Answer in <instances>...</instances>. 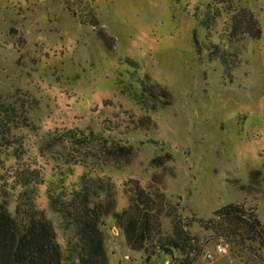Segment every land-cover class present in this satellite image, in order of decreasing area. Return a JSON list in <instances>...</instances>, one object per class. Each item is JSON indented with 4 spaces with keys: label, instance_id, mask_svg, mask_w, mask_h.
Listing matches in <instances>:
<instances>
[{
    "label": "rangeland",
    "instance_id": "374dc122",
    "mask_svg": "<svg viewBox=\"0 0 264 264\" xmlns=\"http://www.w3.org/2000/svg\"><path fill=\"white\" fill-rule=\"evenodd\" d=\"M225 1L0 0V113L18 126L15 144L0 142V177L41 155L36 200L63 247L78 239L66 219L72 185L95 168L115 183L120 208L126 181L158 188L161 234L189 231L200 247L193 264H264L257 244L225 243L204 223L236 202L264 224V190L241 188L254 170L264 176V0ZM241 8L259 38H227ZM207 13L218 18L205 26ZM100 229L108 264L182 257L131 249L112 217Z\"/></svg>",
    "mask_w": 264,
    "mask_h": 264
},
{
    "label": "trees",
    "instance_id": "16d2710c",
    "mask_svg": "<svg viewBox=\"0 0 264 264\" xmlns=\"http://www.w3.org/2000/svg\"><path fill=\"white\" fill-rule=\"evenodd\" d=\"M226 3L230 5L233 1ZM211 10L209 8L208 12ZM238 12L225 22L227 38L230 41L240 36L259 38L261 29L253 13L246 8ZM207 14L202 18L205 26L210 24V20L218 18L217 13L212 16ZM140 121L143 122L144 118ZM17 127L11 115L1 112L0 142L15 144L13 131ZM81 136L88 138L83 133ZM46 169L47 164L41 155L32 154L28 160L0 177V264H108L100 229L104 217H112L116 227L125 234L129 247L145 251L147 258L161 252H178L182 257L175 258L176 264L194 263L200 247L189 231L175 227L172 235L161 234L160 219L165 203L158 188L150 187L148 190L136 180L126 181L129 203L120 208L115 183L95 168L80 176L72 185L71 198L76 210L66 213V219L74 226L78 239L63 247L54 223L46 217L36 200L38 186L46 182ZM263 183V173L254 170L251 185L241 188L248 193L259 192L264 190ZM18 188L21 191L15 195ZM12 200L15 202L13 209L10 207ZM204 223L208 228L216 229L225 243L250 249L257 244L264 250V224L256 212L242 203L225 205L215 212L214 218Z\"/></svg>",
    "mask_w": 264,
    "mask_h": 264
},
{
    "label": "built area",
    "instance_id": "2783aa9c",
    "mask_svg": "<svg viewBox=\"0 0 264 264\" xmlns=\"http://www.w3.org/2000/svg\"><path fill=\"white\" fill-rule=\"evenodd\" d=\"M226 250V247L223 244L218 245V251L219 252H224Z\"/></svg>",
    "mask_w": 264,
    "mask_h": 264
},
{
    "label": "water",
    "instance_id": "95a60500",
    "mask_svg": "<svg viewBox=\"0 0 264 264\" xmlns=\"http://www.w3.org/2000/svg\"><path fill=\"white\" fill-rule=\"evenodd\" d=\"M209 256H211V255H209Z\"/></svg>",
    "mask_w": 264,
    "mask_h": 264
}]
</instances>
